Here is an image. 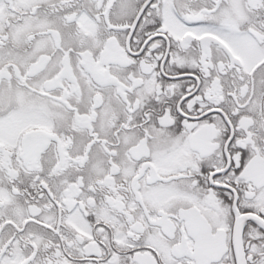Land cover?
<instances>
[{
  "label": "snow or ice",
  "instance_id": "obj_1",
  "mask_svg": "<svg viewBox=\"0 0 264 264\" xmlns=\"http://www.w3.org/2000/svg\"><path fill=\"white\" fill-rule=\"evenodd\" d=\"M0 264H264V0H0Z\"/></svg>",
  "mask_w": 264,
  "mask_h": 264
}]
</instances>
